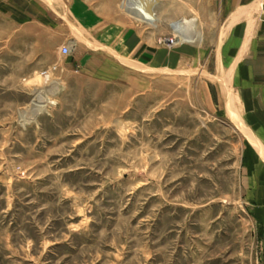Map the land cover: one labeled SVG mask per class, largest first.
<instances>
[{
  "label": "rangeland",
  "instance_id": "rangeland-1",
  "mask_svg": "<svg viewBox=\"0 0 264 264\" xmlns=\"http://www.w3.org/2000/svg\"><path fill=\"white\" fill-rule=\"evenodd\" d=\"M216 11L0 0V264H264V195L216 46L182 55ZM181 22L190 42L174 43Z\"/></svg>",
  "mask_w": 264,
  "mask_h": 264
},
{
  "label": "crops",
  "instance_id": "crops-1",
  "mask_svg": "<svg viewBox=\"0 0 264 264\" xmlns=\"http://www.w3.org/2000/svg\"><path fill=\"white\" fill-rule=\"evenodd\" d=\"M214 3L216 15L203 12V19L217 21L215 32L206 33L211 35L209 40L182 49V55L201 51L202 42L203 53L208 52L210 45L216 46L219 58L214 61V68L236 99L237 114L247 131L245 162L250 171H256V191H263L260 194L264 195V158L256 149H264V0H214ZM135 35L133 50L142 53L152 65H159L161 50L155 40ZM175 55H168L166 65H173L170 59L176 63L183 61L182 55L179 59ZM261 218L264 220V216Z\"/></svg>",
  "mask_w": 264,
  "mask_h": 264
},
{
  "label": "bare ground",
  "instance_id": "bare-ground-1",
  "mask_svg": "<svg viewBox=\"0 0 264 264\" xmlns=\"http://www.w3.org/2000/svg\"><path fill=\"white\" fill-rule=\"evenodd\" d=\"M125 3H127V2H125ZM123 8H124L125 11H128L129 13H131V14L139 17V18L149 19L150 20V17H149V15L147 13L148 12L147 10H146L147 12L140 11L138 9L140 7H138V6L135 7L133 4H130L129 6H123ZM183 26H184V22H181V23L176 24L174 27H172V28H174V31L176 33V35L173 38V40H174L173 42L174 43L190 42V39L185 35V31H184L185 28H183ZM39 94H40V92H37L38 96H36V97H39ZM35 107H38V105H35Z\"/></svg>",
  "mask_w": 264,
  "mask_h": 264
},
{
  "label": "built area",
  "instance_id": "built-area-1",
  "mask_svg": "<svg viewBox=\"0 0 264 264\" xmlns=\"http://www.w3.org/2000/svg\"><path fill=\"white\" fill-rule=\"evenodd\" d=\"M63 54H67L68 50L67 48H62ZM45 76L47 75V72L43 73Z\"/></svg>",
  "mask_w": 264,
  "mask_h": 264
}]
</instances>
